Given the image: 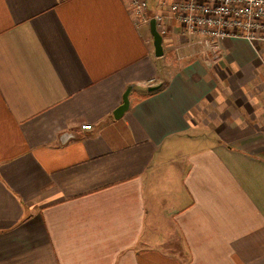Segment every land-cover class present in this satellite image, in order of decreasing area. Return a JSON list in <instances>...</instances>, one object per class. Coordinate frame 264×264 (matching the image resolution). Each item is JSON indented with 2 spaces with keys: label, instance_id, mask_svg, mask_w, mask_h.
Returning <instances> with one entry per match:
<instances>
[{
  "label": "crops",
  "instance_id": "obj_1",
  "mask_svg": "<svg viewBox=\"0 0 264 264\" xmlns=\"http://www.w3.org/2000/svg\"><path fill=\"white\" fill-rule=\"evenodd\" d=\"M156 11L0 0V264H264V41Z\"/></svg>",
  "mask_w": 264,
  "mask_h": 264
},
{
  "label": "built area",
  "instance_id": "obj_2",
  "mask_svg": "<svg viewBox=\"0 0 264 264\" xmlns=\"http://www.w3.org/2000/svg\"><path fill=\"white\" fill-rule=\"evenodd\" d=\"M170 6L169 13L183 26L190 40L218 58L220 42L227 37L264 41V0H160ZM131 7L147 22L152 19L162 37L166 16L149 13V0H131ZM190 42V41H189ZM192 43V42H190ZM87 128H90L88 125Z\"/></svg>",
  "mask_w": 264,
  "mask_h": 264
},
{
  "label": "water",
  "instance_id": "obj_3",
  "mask_svg": "<svg viewBox=\"0 0 264 264\" xmlns=\"http://www.w3.org/2000/svg\"><path fill=\"white\" fill-rule=\"evenodd\" d=\"M150 26H151L152 35L154 37L155 53L157 56H162L164 53V51H163V37L159 33V31L157 30L156 22L154 19L151 20ZM133 87H134L133 84H131L127 87V89L125 90V92L123 94V103L114 110V116L116 119L121 118L129 109V107H130V93H131ZM156 89H157V87H152V88H150V91L156 90Z\"/></svg>",
  "mask_w": 264,
  "mask_h": 264
}]
</instances>
